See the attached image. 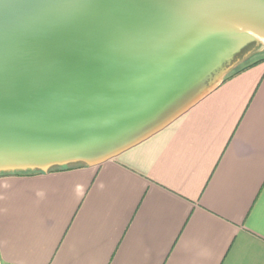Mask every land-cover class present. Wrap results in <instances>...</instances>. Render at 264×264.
<instances>
[{
  "label": "water",
  "instance_id": "obj_1",
  "mask_svg": "<svg viewBox=\"0 0 264 264\" xmlns=\"http://www.w3.org/2000/svg\"><path fill=\"white\" fill-rule=\"evenodd\" d=\"M264 51V0H0V174L97 166Z\"/></svg>",
  "mask_w": 264,
  "mask_h": 264
},
{
  "label": "crops",
  "instance_id": "obj_2",
  "mask_svg": "<svg viewBox=\"0 0 264 264\" xmlns=\"http://www.w3.org/2000/svg\"><path fill=\"white\" fill-rule=\"evenodd\" d=\"M0 264H264V60L97 166L0 175Z\"/></svg>",
  "mask_w": 264,
  "mask_h": 264
},
{
  "label": "trees",
  "instance_id": "obj_3",
  "mask_svg": "<svg viewBox=\"0 0 264 264\" xmlns=\"http://www.w3.org/2000/svg\"><path fill=\"white\" fill-rule=\"evenodd\" d=\"M264 60V51L258 54H255L251 56L249 59L246 61L242 62L240 65H238L233 71H231L224 79L222 82L228 80L229 78L235 76L236 74L250 68L251 66L255 65L256 63ZM85 166L83 164L77 163V164H70L66 166H61V167H53L49 171H55V170H62V169H70L74 167H81ZM48 171V172H49ZM32 173H41L40 171H24V172H12V173H1L0 175H7V174H32Z\"/></svg>",
  "mask_w": 264,
  "mask_h": 264
}]
</instances>
